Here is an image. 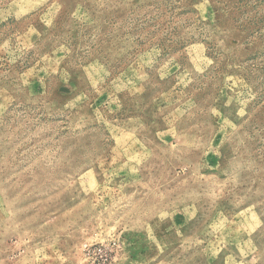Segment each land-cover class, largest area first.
<instances>
[{
  "label": "rangeland",
  "instance_id": "1",
  "mask_svg": "<svg viewBox=\"0 0 264 264\" xmlns=\"http://www.w3.org/2000/svg\"><path fill=\"white\" fill-rule=\"evenodd\" d=\"M0 264H264V0H0Z\"/></svg>",
  "mask_w": 264,
  "mask_h": 264
}]
</instances>
